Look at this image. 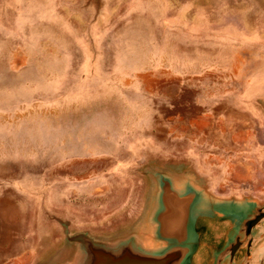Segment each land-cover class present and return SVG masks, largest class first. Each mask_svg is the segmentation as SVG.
<instances>
[{"label": "rangeland", "instance_id": "374dc122", "mask_svg": "<svg viewBox=\"0 0 264 264\" xmlns=\"http://www.w3.org/2000/svg\"><path fill=\"white\" fill-rule=\"evenodd\" d=\"M169 184L264 190V0H0V264H86Z\"/></svg>", "mask_w": 264, "mask_h": 264}, {"label": "crops", "instance_id": "0c3cea01", "mask_svg": "<svg viewBox=\"0 0 264 264\" xmlns=\"http://www.w3.org/2000/svg\"><path fill=\"white\" fill-rule=\"evenodd\" d=\"M161 158L171 159L168 155ZM181 192L182 188L164 186L161 200H155L145 216H134L126 232L119 229L108 238L121 243L104 246L117 251L130 245L153 257L178 248V264H264V220L250 237L245 233L246 223L264 207V190L241 196L219 195L210 185L200 184L188 194ZM239 238L244 243L232 256L229 250Z\"/></svg>", "mask_w": 264, "mask_h": 264}, {"label": "water", "instance_id": "95a60500", "mask_svg": "<svg viewBox=\"0 0 264 264\" xmlns=\"http://www.w3.org/2000/svg\"><path fill=\"white\" fill-rule=\"evenodd\" d=\"M264 220V207L259 209L255 218L246 223L245 233L251 236L253 228ZM86 244L90 254L86 264H178L181 260V250L174 249L161 257H153L135 251L130 245L123 246L120 250L114 251L104 245H98L92 239ZM239 238L230 248L229 252L234 256L243 245ZM252 241L250 242V245Z\"/></svg>", "mask_w": 264, "mask_h": 264}, {"label": "bare ground", "instance_id": "6f19581e", "mask_svg": "<svg viewBox=\"0 0 264 264\" xmlns=\"http://www.w3.org/2000/svg\"><path fill=\"white\" fill-rule=\"evenodd\" d=\"M262 252H263V250H262Z\"/></svg>", "mask_w": 264, "mask_h": 264}]
</instances>
